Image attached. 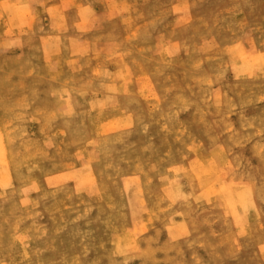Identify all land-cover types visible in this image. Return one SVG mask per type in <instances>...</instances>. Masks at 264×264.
<instances>
[{"label":"rangeland","instance_id":"374dc122","mask_svg":"<svg viewBox=\"0 0 264 264\" xmlns=\"http://www.w3.org/2000/svg\"><path fill=\"white\" fill-rule=\"evenodd\" d=\"M0 264H264V0H0Z\"/></svg>","mask_w":264,"mask_h":264}]
</instances>
